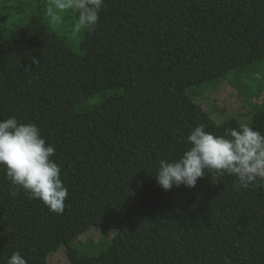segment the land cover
Here are the masks:
<instances>
[{"label":"trees","instance_id":"16d2710c","mask_svg":"<svg viewBox=\"0 0 264 264\" xmlns=\"http://www.w3.org/2000/svg\"><path fill=\"white\" fill-rule=\"evenodd\" d=\"M6 1L0 120L41 129L68 197L57 215L11 195L0 168V264L16 251L50 264L60 250L69 264H264V187L213 183L205 170L194 188L165 191L154 176L190 147L195 126L219 136L239 127L211 118L196 99L202 85L229 76L244 93L264 90V0H105L79 33L74 12L52 22V0H13L12 15ZM251 126L264 134L258 104ZM93 229L104 239L78 245Z\"/></svg>","mask_w":264,"mask_h":264},{"label":"clouds","instance_id":"9594fccd","mask_svg":"<svg viewBox=\"0 0 264 264\" xmlns=\"http://www.w3.org/2000/svg\"><path fill=\"white\" fill-rule=\"evenodd\" d=\"M104 6L105 0H52L48 15L52 22L60 23L64 13H76L73 30L79 33L91 31L98 24ZM185 142L190 147L178 159L159 161L154 176L163 190L194 188L198 179L205 177V170L212 173L213 183L230 175L240 187H264V134L254 130L247 120L238 128L226 129L222 136L197 125ZM54 155V147L46 143L35 123H22L15 117L0 120V168L10 181V194L23 191L59 215L65 211L68 188L60 176L61 167L52 159ZM7 264L28 261L16 251Z\"/></svg>","mask_w":264,"mask_h":264},{"label":"rangeland","instance_id":"374dc122","mask_svg":"<svg viewBox=\"0 0 264 264\" xmlns=\"http://www.w3.org/2000/svg\"><path fill=\"white\" fill-rule=\"evenodd\" d=\"M2 1L3 0H0V2ZM19 9L20 8L13 0L6 1L4 5V10L10 15L14 14ZM74 45L75 50H79L80 43L78 40L75 41ZM262 66L263 64L260 65V67ZM257 75L258 74H256V76ZM246 76L245 78H251L252 73ZM250 84L252 87L251 91H255L256 82L251 81ZM201 89V94L196 99L211 118L217 122L234 116L237 117L240 122L247 120L251 125V113L255 105L258 104L259 108L264 107V90H261L258 95H253L250 91L249 93H244L229 76L221 78L215 83L204 84L201 86ZM99 99L100 96L95 95L87 102L96 103ZM101 239H104L103 233L97 229H93L79 236L77 242L81 247H85L88 243H95ZM48 260L50 264H69L64 250L50 254Z\"/></svg>","mask_w":264,"mask_h":264}]
</instances>
